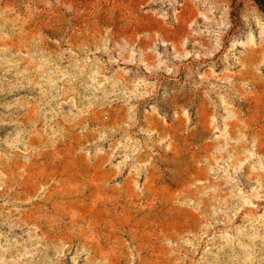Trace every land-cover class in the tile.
I'll use <instances>...</instances> for the list:
<instances>
[{
    "label": "rangeland",
    "instance_id": "1",
    "mask_svg": "<svg viewBox=\"0 0 264 264\" xmlns=\"http://www.w3.org/2000/svg\"><path fill=\"white\" fill-rule=\"evenodd\" d=\"M0 260L264 264L252 0H0Z\"/></svg>",
    "mask_w": 264,
    "mask_h": 264
},
{
    "label": "trees",
    "instance_id": "2",
    "mask_svg": "<svg viewBox=\"0 0 264 264\" xmlns=\"http://www.w3.org/2000/svg\"><path fill=\"white\" fill-rule=\"evenodd\" d=\"M264 15V0H252Z\"/></svg>",
    "mask_w": 264,
    "mask_h": 264
},
{
    "label": "clouds",
    "instance_id": "3",
    "mask_svg": "<svg viewBox=\"0 0 264 264\" xmlns=\"http://www.w3.org/2000/svg\"><path fill=\"white\" fill-rule=\"evenodd\" d=\"M0 264H4V262L2 260H0Z\"/></svg>",
    "mask_w": 264,
    "mask_h": 264
}]
</instances>
